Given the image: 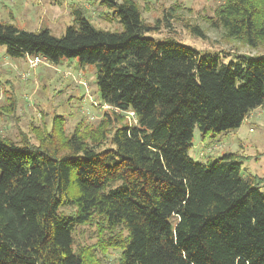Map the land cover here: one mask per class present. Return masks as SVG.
Segmentation results:
<instances>
[{"label":"trees","instance_id":"1","mask_svg":"<svg viewBox=\"0 0 264 264\" xmlns=\"http://www.w3.org/2000/svg\"><path fill=\"white\" fill-rule=\"evenodd\" d=\"M218 1L211 26L264 47V0ZM100 3L122 29L77 10L60 36L0 22L7 55L93 65L99 103L136 117L111 125L106 110L90 134L65 136L55 115L48 130L31 125L36 143L0 136V264H101L109 250L117 264H264L263 178L243 174L236 153L189 155L195 128L235 129L264 103V53L224 61L174 36L157 41L133 0ZM87 224L97 240L79 245L74 231Z\"/></svg>","mask_w":264,"mask_h":264},{"label":"rangeland","instance_id":"2","mask_svg":"<svg viewBox=\"0 0 264 264\" xmlns=\"http://www.w3.org/2000/svg\"><path fill=\"white\" fill-rule=\"evenodd\" d=\"M133 1L144 23L158 26L147 34L157 41L174 36L181 44L210 54L219 53L224 61L236 55L264 53V47L250 48L225 37L222 28L211 26L209 20L214 16L218 0ZM75 10L84 14L95 27L110 31L122 29L114 8L102 5L100 0H0V22L11 23L25 31L46 27L60 36L73 22ZM165 18L168 26L164 25ZM193 25L202 30L203 37L190 32L189 27ZM30 58L11 57L5 47L0 46V136L17 141L24 132L36 143L31 136V125L48 130L55 115L63 120L61 133L65 136L77 127L85 131V135L90 134L88 129H94L103 112L111 110L108 105L99 103L94 82L96 68L80 66L77 59H61L58 64L41 59L30 65ZM110 112L111 125L118 124L117 116L128 124L136 123L131 111L112 109ZM226 152L237 154L243 174L263 178L261 189L264 191V103L252 109L235 129L203 137L194 129L189 155L195 161H205ZM95 229L94 224L77 226L76 243H95ZM119 253V250H109L106 256L97 257L101 264H117Z\"/></svg>","mask_w":264,"mask_h":264},{"label":"built area","instance_id":"3","mask_svg":"<svg viewBox=\"0 0 264 264\" xmlns=\"http://www.w3.org/2000/svg\"><path fill=\"white\" fill-rule=\"evenodd\" d=\"M31 60H30V62L29 63H31L30 65H33V64H35V63H37L38 61H40L41 59L40 58H38V57H35V58H30ZM132 112V111H131ZM132 114H134L133 112H132ZM135 116V115H134ZM135 119H136V117H135Z\"/></svg>","mask_w":264,"mask_h":264}]
</instances>
